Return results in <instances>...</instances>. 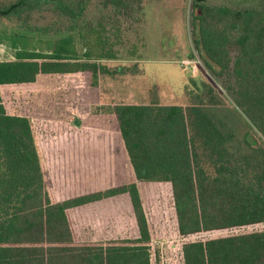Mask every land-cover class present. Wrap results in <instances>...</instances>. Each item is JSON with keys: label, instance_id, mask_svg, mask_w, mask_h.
Returning a JSON list of instances; mask_svg holds the SVG:
<instances>
[{"label": "trees", "instance_id": "trees-1", "mask_svg": "<svg viewBox=\"0 0 264 264\" xmlns=\"http://www.w3.org/2000/svg\"><path fill=\"white\" fill-rule=\"evenodd\" d=\"M96 1L117 23L140 3L0 8L5 18L48 10L70 27L50 51L16 36L14 59L0 61V264H264V0H192L193 46L226 97L201 79L183 105H163L157 91L150 104L113 105L132 181L70 198L48 187L42 155L61 156L72 142L15 107L43 75L96 82L134 71L103 63L117 53L102 24L88 23ZM165 238L179 243L164 257L154 241Z\"/></svg>", "mask_w": 264, "mask_h": 264}, {"label": "rangeland", "instance_id": "rangeland-1", "mask_svg": "<svg viewBox=\"0 0 264 264\" xmlns=\"http://www.w3.org/2000/svg\"><path fill=\"white\" fill-rule=\"evenodd\" d=\"M16 1L0 0V8ZM97 3L89 12L88 23L102 24L109 47L113 45L117 53L116 60L103 63L134 71L100 76L96 82L90 73L43 75L34 92L18 95L15 107V112L32 120L54 123L55 130L72 142L61 156L42 155L48 187L70 198L132 181L120 128L111 112L113 105L150 104L158 98L157 92L163 105H183L188 102L183 97L186 90L201 87V79L214 83L226 97L222 83L205 68L193 46L192 0H140L119 23L113 7L100 10ZM69 28L48 10L0 17V44L6 46L0 61L14 57L11 42L16 36H25L34 41L32 46L50 51L55 41L70 34L66 32ZM79 33L74 31L73 37L82 53ZM236 130L242 137L241 129ZM169 243L179 242L155 239L154 246L166 254Z\"/></svg>", "mask_w": 264, "mask_h": 264}, {"label": "built area", "instance_id": "built-area-1", "mask_svg": "<svg viewBox=\"0 0 264 264\" xmlns=\"http://www.w3.org/2000/svg\"><path fill=\"white\" fill-rule=\"evenodd\" d=\"M5 48H6V46H4L3 44H0V53L2 55H4L3 53L5 52ZM10 58H11L10 60L14 59V57H12V56H10ZM161 254H162V256H164L165 253H161ZM163 264H166V262L164 261Z\"/></svg>", "mask_w": 264, "mask_h": 264}, {"label": "water", "instance_id": "water-1", "mask_svg": "<svg viewBox=\"0 0 264 264\" xmlns=\"http://www.w3.org/2000/svg\"><path fill=\"white\" fill-rule=\"evenodd\" d=\"M79 125H80L79 121H76L75 126H79Z\"/></svg>", "mask_w": 264, "mask_h": 264}]
</instances>
